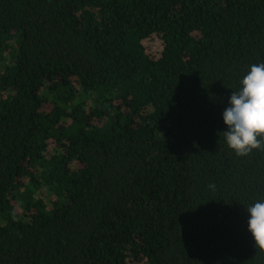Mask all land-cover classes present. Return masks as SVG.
Here are the masks:
<instances>
[{"label":"trees","instance_id":"16d2710c","mask_svg":"<svg viewBox=\"0 0 264 264\" xmlns=\"http://www.w3.org/2000/svg\"><path fill=\"white\" fill-rule=\"evenodd\" d=\"M259 63L264 0H0V264H264Z\"/></svg>","mask_w":264,"mask_h":264},{"label":"clouds","instance_id":"9594fccd","mask_svg":"<svg viewBox=\"0 0 264 264\" xmlns=\"http://www.w3.org/2000/svg\"><path fill=\"white\" fill-rule=\"evenodd\" d=\"M222 118L227 126L224 139L237 155H247L261 146L258 137L264 136V63L250 66L240 88L232 91ZM246 211L255 245L264 249V200L256 201Z\"/></svg>","mask_w":264,"mask_h":264}]
</instances>
